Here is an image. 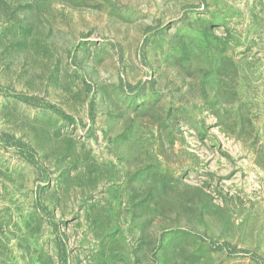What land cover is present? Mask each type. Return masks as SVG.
Returning a JSON list of instances; mask_svg holds the SVG:
<instances>
[{
    "label": "rangeland",
    "instance_id": "374dc122",
    "mask_svg": "<svg viewBox=\"0 0 264 264\" xmlns=\"http://www.w3.org/2000/svg\"><path fill=\"white\" fill-rule=\"evenodd\" d=\"M0 264H264V0H0Z\"/></svg>",
    "mask_w": 264,
    "mask_h": 264
}]
</instances>
